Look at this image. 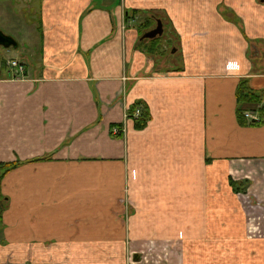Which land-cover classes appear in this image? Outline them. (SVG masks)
<instances>
[{"label": "crops", "instance_id": "1", "mask_svg": "<svg viewBox=\"0 0 264 264\" xmlns=\"http://www.w3.org/2000/svg\"><path fill=\"white\" fill-rule=\"evenodd\" d=\"M133 9L162 11L177 68L138 47ZM6 14L25 75L0 70V162L17 163L0 264H264V0H0ZM243 81L263 93L241 104L255 120Z\"/></svg>", "mask_w": 264, "mask_h": 264}, {"label": "trees", "instance_id": "2", "mask_svg": "<svg viewBox=\"0 0 264 264\" xmlns=\"http://www.w3.org/2000/svg\"><path fill=\"white\" fill-rule=\"evenodd\" d=\"M140 16H143L141 18ZM125 21H132L137 26V29L139 31V41H138V47L143 50L146 55L149 56H155L160 55L161 52L159 50L160 48V37L162 36H156L151 39L142 38V34L146 31L150 30L149 27L153 23H157V21H160L162 25L165 27V18L162 15H158L153 10H137L133 9L131 11H128L124 15ZM155 61V59H154ZM263 93L253 91L250 89L246 82H241L238 86L237 90V97H238V112L240 113V116L243 117L242 111L243 108L241 107V104H253L258 105L261 103ZM136 109H139V114L137 117H134V127L136 129H142L147 121L150 119V115L148 112L147 107L142 102H136L134 105L128 108V114L129 116H132L134 111ZM260 110V118L256 121H251V123H259L263 120L264 117V104L259 108ZM17 163L15 162H0V223H1V214L6 206V198L1 193V180L4 174L10 170L12 167H14ZM233 185H236L235 182L231 181ZM247 186V182L245 181L242 183V189L245 190Z\"/></svg>", "mask_w": 264, "mask_h": 264}, {"label": "rangeland", "instance_id": "3", "mask_svg": "<svg viewBox=\"0 0 264 264\" xmlns=\"http://www.w3.org/2000/svg\"><path fill=\"white\" fill-rule=\"evenodd\" d=\"M154 12L157 13L158 15H161V13H162V11H160V10H155ZM140 17L143 18V16H140ZM14 21H15V19L13 17L8 16L7 14L2 16V17L0 16V30L4 34L13 37L14 35L11 34L10 32H8L9 31L8 27L11 24H13ZM155 26H156V24L153 23L150 25L149 29H152ZM165 27L166 28H164V26H163V33H162V36L160 37V48H159V50H160L161 54L155 55L154 57L149 56V58L152 59L153 61L155 59V61H154L155 68H157V70L159 69V70H163V71L170 70L171 68H177L181 62V57H182L180 52L174 51L176 48V42H177V39L174 36V33L166 24H165ZM16 35H17V33L15 34V37H13L14 39L18 38V36H16ZM14 49L15 48H13V47L4 48V47L0 46V70L1 71L4 70L2 68V66L5 67L6 61H9L11 58H13V56H15ZM32 51H34V50L32 49ZM6 69H8V68H6ZM249 208L247 207V209H249ZM139 257H141V255ZM130 261H131V257L129 259V263H130Z\"/></svg>", "mask_w": 264, "mask_h": 264}, {"label": "water", "instance_id": "4", "mask_svg": "<svg viewBox=\"0 0 264 264\" xmlns=\"http://www.w3.org/2000/svg\"><path fill=\"white\" fill-rule=\"evenodd\" d=\"M163 33V25L160 21H157L156 26L142 34V38L151 39L156 36H161ZM0 46L4 48L16 47L17 42L9 35L4 34L0 30Z\"/></svg>", "mask_w": 264, "mask_h": 264}, {"label": "built area", "instance_id": "5", "mask_svg": "<svg viewBox=\"0 0 264 264\" xmlns=\"http://www.w3.org/2000/svg\"><path fill=\"white\" fill-rule=\"evenodd\" d=\"M6 68H8V71L12 73V76L21 77L24 74V66L23 64L19 63L15 59H11L5 63ZM139 114V109H136L133 113L134 117H137ZM243 115L245 118H251L253 120L256 119V116H253L252 113L244 111Z\"/></svg>", "mask_w": 264, "mask_h": 264}, {"label": "flooded vegetation", "instance_id": "6", "mask_svg": "<svg viewBox=\"0 0 264 264\" xmlns=\"http://www.w3.org/2000/svg\"><path fill=\"white\" fill-rule=\"evenodd\" d=\"M11 60V59H10ZM24 66V65H23ZM25 75V67H24V74H23V76ZM22 77V76H21Z\"/></svg>", "mask_w": 264, "mask_h": 264}]
</instances>
